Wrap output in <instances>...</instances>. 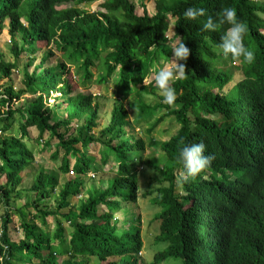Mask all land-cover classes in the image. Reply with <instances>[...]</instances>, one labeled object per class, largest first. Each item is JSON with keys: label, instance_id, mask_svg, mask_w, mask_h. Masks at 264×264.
Masks as SVG:
<instances>
[{"label": "trees", "instance_id": "trees-1", "mask_svg": "<svg viewBox=\"0 0 264 264\" xmlns=\"http://www.w3.org/2000/svg\"><path fill=\"white\" fill-rule=\"evenodd\" d=\"M93 1L0 0V24L9 19L14 56L11 61L1 59L0 79H11L21 53L33 56L23 71V88L0 86V176L5 178L0 184L5 210L0 235V256L4 258L0 264H96L85 258L88 256L96 257L97 264L111 256L119 259L105 264H137L131 254L140 246L139 230L136 228L132 236L120 232L113 218L122 202L137 200V162L155 168L159 179L169 182L158 189L154 199L160 207L154 217L160 221L159 239L168 242L156 255L157 262L173 257L182 259L183 264H264V2L155 0L153 16L146 10L142 15L136 13L132 0H104V11L89 12L79 7ZM65 3L74 5L59 8ZM190 6L205 9V15L186 21L182 13ZM222 7L235 9L237 19L246 24L243 43L254 53L251 63L219 54L220 33L227 25L220 31L203 29L207 17L214 18ZM169 15L176 33L190 49L187 60L182 61L185 77L172 83L176 100L171 106L161 102L154 80L145 84L153 65L163 68L172 59ZM44 44L48 49L40 63L27 71ZM57 51L61 57L56 65H47ZM236 61H240L242 78L234 81L230 67ZM100 64L97 81L108 82L117 73L116 91L123 99L116 100L110 121L95 133L100 104L92 94L73 95L71 77L74 73L78 81L91 83ZM26 92L33 97L22 100ZM130 95L135 99L132 107L138 110L136 123L130 121L124 104ZM149 96L155 101L146 103ZM49 99H54L53 104ZM17 101L21 103L16 105ZM57 108L64 110L63 118L55 117ZM158 109L165 112L148 132L171 116L180 126L177 133L166 141L137 139L134 126L153 117ZM46 134L50 137L45 141ZM199 142L205 145L204 154L214 159L194 178L181 179L185 192L181 195L173 174L177 168L183 171L177 161L179 150L186 143ZM34 143L42 144L40 151L55 145L52 157H62L60 170L64 174L72 167L77 175L98 171L96 159L87 154L92 143L101 146L103 164L112 153L119 167L106 187L92 186L87 199L67 212L61 211L70 206L72 196L81 193L83 181L67 180L58 192L57 211H47L40 207L56 193L59 180L55 173L39 171L30 188L32 204L16 208L13 204L22 199L25 173L35 161ZM150 146L167 157L158 160L155 153L145 157ZM236 171L244 172L249 181L230 180L227 172ZM32 205L34 213L22 212L24 206ZM102 205L105 210L100 211ZM13 209L22 214L24 237L19 242L9 233ZM49 215L56 219L53 234L37 222L40 219L48 225ZM59 217L73 228L69 241Z\"/></svg>", "mask_w": 264, "mask_h": 264}, {"label": "rangeland", "instance_id": "rangeland-1", "mask_svg": "<svg viewBox=\"0 0 264 264\" xmlns=\"http://www.w3.org/2000/svg\"><path fill=\"white\" fill-rule=\"evenodd\" d=\"M135 5H136V13L139 15H142L144 11L146 10L151 16L156 14V3L155 0H132ZM264 2V0H262ZM104 0H95L93 2H87V3H82L79 5L80 8L87 10L89 12H95L102 10L104 11L102 7V3ZM74 4L72 3H65L61 4L59 8H65V7H70L73 6ZM25 20V19H24ZM23 20V21H24ZM169 20V32H168V44L170 45L172 42L176 41L177 39H180V37H177V33L175 32L174 28V19L172 18L171 15L168 16ZM17 40L19 45H22V40L20 37L17 35ZM11 40V35L9 32V19H6L3 24H0V62L1 59H5L6 61H11L14 59V56L11 53V46L12 44L10 43ZM48 46L46 44L40 46V52L37 53L35 56L36 61L34 65L28 66L27 71H32L34 69V66L40 63V60L42 56L46 53ZM56 56L51 57V63L50 65H55L58 61V58L61 57V53L57 51ZM32 55L24 52L21 53L20 57L17 59V64L18 68L13 71V75L11 76V79L9 80L6 77H3L0 79V86L4 85H9L12 84L17 90L21 89L24 87L23 84V71L29 64L30 60L32 59ZM49 61V62H50ZM174 65V61L171 59L170 61H167L164 63V67L171 68ZM101 64L99 67L96 69L94 68V77L91 83H82V81H77V77L73 73L72 84H73V95H76L77 93L81 92L84 94H93L96 98V101L100 104V119H99V128H95V132H98L102 127H104L110 120L112 111L114 109V105L116 104V100L118 99H123L122 96L118 94L116 91V78H117V73L113 75L111 79H109L108 82L105 83H100L98 82V74L101 71ZM74 70V67L72 66L71 68ZM234 73V81H237L242 78V71L239 69L238 64L233 65L231 67ZM76 77V79H74ZM150 78H154V74L151 75ZM150 79L146 80V83H149ZM233 82L230 83L232 85ZM155 86V84H154ZM33 94L26 92L23 95L22 100H26L29 98H32ZM145 102H154L155 98L153 96H149L145 98ZM120 101V100H119ZM135 99L132 95L124 101L125 107L129 111L130 114V121L136 123V115L138 113V110L136 108L132 107V102L134 103ZM54 99H49L48 103L53 104ZM21 101H17L16 105H19ZM58 110L56 111V118H63L64 117V110L62 108H57ZM165 112L164 109H158L155 113L154 116L151 117L150 119H144V120H139L138 125L134 126V136L139 139L143 138L147 142L150 140L151 137H153L156 140H168L171 138L172 135L176 134L179 125L176 122L174 117H166L164 118L155 128L151 131L148 132V129L150 128V125L152 122L160 117L163 113ZM75 122V121H74ZM73 122V123H74ZM72 123V124H73ZM72 126H76V124H73ZM127 130L129 129L128 126H125ZM74 129H72L73 132ZM50 137L49 134H46L45 141L48 140ZM33 150L35 152V161L31 167L26 171L25 173V181L23 184L22 189L24 192H21V198L19 201H16L15 204H13L14 207H19L21 205H25L27 202H31L34 200V195L32 192H30V188L35 180V177L39 173V171H43L45 173H57L58 174V180L60 183V186L58 187L56 193H53V195L50 198H47L44 200L42 207L45 210L48 211H57V198H58V192L59 188L64 184L65 181H67L70 178H74L77 176V173L75 172L74 175H68V174H62L60 172V166L62 162V157H58V159H53L52 153L55 150V145L52 144V146L48 147L44 151H40L42 148V144L34 143L33 144ZM100 149L101 146L98 144L92 143L88 149V154L93 156L96 159V163H99L100 168L98 169V172H92L95 176L90 177V175L83 176L85 182H86V187H90L92 184L95 185H100L104 182H107L110 178L115 176L116 170H117V161L114 158H111L106 164H101V157H100ZM160 155L162 152H159L158 148H148L146 150V154L148 153H153ZM61 154V153H60ZM139 152H136V155H139ZM111 156H113L112 153H110ZM147 157V156H145ZM145 174H140V185H141V190L139 193H142L145 191V187L151 188L155 186V182L152 179V171H145ZM241 179L247 181L248 179L244 177V174L242 172H235V174L232 175L231 180L235 179ZM5 181V178L0 176V184H3ZM144 187V189H142ZM83 194L86 195V191H83ZM152 196L148 197H139V200L137 203H126V209L124 208V212L117 213L115 217L118 218V228L120 231L128 230L129 229V223L130 221H138V216L141 219V222L139 220V223L141 225V230L142 231V238H143V253H142V258L141 262H144L145 264H152L155 260V255L163 250H165L168 246V242L165 240H158V235L160 234V221L158 220L157 224L152 227L151 231L147 232L148 228V223L149 221H154V217L156 212L160 209L158 206L154 205L155 203L151 200ZM71 206L76 207L79 205V201L75 198L72 197L71 200ZM102 208L105 209V207H100V211ZM4 205L0 200V218L4 214ZM14 211L16 213H14ZM68 208L63 209L61 212H67ZM24 213H29L33 212V205L30 207L24 206L23 211ZM13 222L10 225V234L12 239L14 240H19L20 238L23 237V231L20 228V216L22 215L21 213L17 212V210L13 209ZM38 220V219H37ZM60 220L64 223L66 231H65V236L69 238L70 232L72 231V228L69 224V221L65 220V218L61 217ZM48 225H43L40 220L38 222L41 224L42 228L44 231H50L51 234L55 232V224H56V219L54 215H49L47 217ZM134 226H131V230H129L131 233L133 232ZM57 243V241L55 242ZM140 256V255H139ZM91 263L95 262L96 259L94 257H90ZM115 259V258H114ZM104 264V263H103ZM159 264H183V260L180 258H173V257H168L164 261H162Z\"/></svg>", "mask_w": 264, "mask_h": 264}, {"label": "clouds", "instance_id": "clouds-1", "mask_svg": "<svg viewBox=\"0 0 264 264\" xmlns=\"http://www.w3.org/2000/svg\"><path fill=\"white\" fill-rule=\"evenodd\" d=\"M182 15H183V18L186 21L196 20L198 17H202V16L205 15V9L200 8V7H191L190 6V7H187L183 11ZM224 25H227L228 27L226 29H223ZM202 27H203V29L209 30V31H220L221 29H223L221 31V33H220L219 43L217 44V48L219 49V54L222 55L223 57H225V58H228V57L242 58L243 62L246 63V64L251 63L254 60L253 51L251 49L245 47V45L243 43V37H244L245 33L247 32V26H246L245 23H243L242 21L237 19L236 11L232 7H222L216 13L214 18L212 16H208L206 21L203 23ZM174 28H175V23H174ZM177 37L179 38L180 35H177ZM170 51L172 53L171 58L174 61L173 67H171V68L163 67L162 68V67H160L159 64L153 65V70L149 73L148 77L145 79V84H149L150 82H152L154 80L155 86L158 89L159 96L162 97V101L161 102L164 103V104H167L169 106L173 105L174 101L176 100V92H175V89L172 87V83H174L178 79H183L185 77V75H186V73H185V64L182 63V61H186L187 60V58L189 56V53H190V49L185 46L184 40L181 39V37H180V39H177L176 41H174V42H172L170 44ZM132 53H133L132 56L134 57L135 56V49L134 48L132 49ZM50 63H51V61L48 62L47 65H50ZM236 64H238V66H239L240 65V61H236V62L233 63V65H236ZM152 74H154V78L153 79L150 78ZM74 79H76V77H74ZM147 79H150L149 83H146ZM232 82H234V81H232ZM95 100H96V98H95ZM94 131H95V129H94ZM98 132H95V133H98ZM159 141H166V140H159ZM149 148H156V147L150 146ZM88 149H87V154H88ZM100 151H101V149H100ZM159 152H162V151L159 149ZM153 153H155V152H153ZM204 153H205V145H204L203 142L186 143L179 150V153H178V156H177V161H178V163L180 165H182L183 171H182L181 168L174 169V171H173V174L175 176V180H177L176 187H177V192L179 194L185 195V192H184V190L181 187V179L183 178L184 180H189L191 178H194L202 170L206 169L210 165L212 159H214L213 156L205 155ZM149 154H152V153L146 154V152H145V156H148ZM166 157L167 156L164 155L163 153L160 154V155L155 154V156H154V158H156L158 160H163ZM111 158H113V156ZM96 164H98V169H99L100 168L99 163H96ZM101 164H103L102 161H101ZM104 164H106V163H104ZM137 164H138V170H139L138 171L139 172V175H138L139 178H140V174H145L144 173L145 171H152V179L154 180V182L156 184H155V186H153L151 188L145 187V191L142 192V193H139L140 190H141L140 179H139L140 189L138 191L137 200H135V201L129 200V201L122 202L121 208L117 212L114 213V217L113 218H114V220H116L115 224H116L117 228H118V218L115 217V215L117 213H120L121 211L122 212L125 211L124 208L126 209V205H127L126 203H137L138 200H139V197H148V196H152L151 200L155 203L154 199L158 195V189L161 188V187L167 186L169 184V182L165 178L159 179V177L157 176V171H156L155 168L150 167L147 164H145V165L144 164H139V162H137ZM162 166H163V163L161 162V167ZM118 167H119V164L117 165V170H118ZM117 170H116V173H117ZM60 172H61V170H60ZM92 172L97 173L98 171L91 170L87 174L77 175V176L74 177V178L81 179L83 181V185H84V187H83V189H82V191H81V193L79 195L72 196V197H75L79 201V205L81 203V200H86L87 199V197H88V189L89 188H91L92 186H93V188L94 187H102V186L106 187L108 185V183L110 182V180L115 177L114 176V177L110 178L107 182H104V183H102L100 185L92 184L90 187H86V182H85L83 176L90 175V177H94L95 175ZM209 172L210 171H208L207 173H209ZM236 172H242V171H236ZM116 173H115V175H116ZM242 173L244 174V177H246L248 179L247 181H249V178L246 176V174L244 172H242ZM55 174H57V173L55 172ZM62 174H64V173H62ZM66 174L74 175L75 174L74 168L72 167L71 170H69L68 173H66ZM233 174H235V172H227V175H228L230 180H231ZM218 176H220V175H218ZM237 179H239V178H237ZM243 181H245V180H243ZM59 186H60V183H59ZM60 188H59V190H60ZM57 189H56V191H57ZM142 189H144V187ZM149 189H151V190L146 193V191L149 190ZM83 191H86V195L83 194ZM71 198L69 199V202H70ZM43 202H42V204H43ZM79 205L76 206V207H73V206H71V202H70V206L68 207V209H70V208L77 209L79 207ZM154 205L159 207V205H157L156 203ZM101 207H104V206L102 205ZM42 209L45 210L44 208H42ZM102 209H104V208H102ZM33 213H34V210H33ZM12 218H13V216H12ZM60 218L61 217H59V219ZM38 220H40V219H38ZM38 220H37V222H38ZM139 220L141 222V219L138 216V221L135 222L133 220V221L128 222L129 223V229L128 230L120 231L119 228H118V230L120 232H123V233H129L130 236H132V234L136 233V228L139 230L140 246H139V248L137 250L132 251L131 257L136 259L135 261H136L137 264H145L144 262H141L142 253H143V238H142V231L140 233L141 225L137 224V223H139ZM2 221H3V216L0 218V235L2 233V230H1ZM157 222H158V220L157 221L154 220L152 222L149 221L146 233L150 232L152 227L155 226L157 224ZM69 224H70V222H69ZM55 226H56V224H55ZM131 226H134V229H133L132 233L129 231V230H131ZM64 227H65V225H64ZM55 229H56V227H55ZM72 230H73V228H72ZM65 231H66V228H65ZM71 232H70V234H71ZM9 233H10V227H9ZM160 235H161V232L158 235V240H160L159 239ZM10 236H11V234H10ZM23 237H24V234H23ZM66 239H67V241H69L70 236H69V238L66 237ZM12 240L15 241V242H19L21 240V238L19 240H14V239H12ZM55 242L56 241H54V244L57 245L58 241H57V243H55ZM133 244L134 243L132 242L129 246H131ZM6 249H7V246L5 247V250ZM156 255H155V257H156ZM90 257H94V256H88V257H85V258L90 260L91 259ZM3 258H4L3 255L0 256L1 260H3ZM57 258L63 259L61 257H57ZM94 258L96 259V264L99 263L97 258L96 257H94ZM118 259H119V257H117V256H111V257H109L107 259V261L102 262V263L105 264L108 261H116ZM161 262H157V260L155 258V260H154V262L152 264H159Z\"/></svg>", "mask_w": 264, "mask_h": 264}]
</instances>
